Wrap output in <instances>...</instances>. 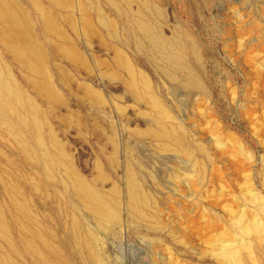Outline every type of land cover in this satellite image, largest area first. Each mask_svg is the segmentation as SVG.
I'll use <instances>...</instances> for the list:
<instances>
[{"label": "rangeland", "instance_id": "1", "mask_svg": "<svg viewBox=\"0 0 264 264\" xmlns=\"http://www.w3.org/2000/svg\"><path fill=\"white\" fill-rule=\"evenodd\" d=\"M144 1L149 4L141 6V17L156 27L153 36L139 28V12L93 0L116 21L117 33L107 36L93 12L109 46L101 37L90 44L76 39L98 72L89 82L103 95L105 102L99 106L90 107L78 80L66 90L54 68L64 99L50 114L0 42V58L22 91L47 113L77 170L109 198L115 196L117 182L122 210L119 226H102L75 198L63 170L35 158L22 145L21 138L36 148V134L22 129L9 112L18 134L0 120V264H47L44 258L53 264H96L84 241L87 230L95 233L93 246L107 264H227L215 250L225 239L242 245L233 218L258 214L263 221L264 206L250 195L264 200V0ZM133 5L137 9L138 4ZM39 42L50 50L44 38ZM117 49L151 80L185 130L190 155L165 149L161 141L139 133L152 126L155 117L128 91L124 81L130 74L117 65ZM105 70L119 77L105 76ZM86 73L81 68V76ZM16 108L12 104V111ZM43 138L49 149L46 131ZM115 150L117 171L109 160ZM196 161L205 167L201 175ZM100 163L108 176L105 181L99 179ZM129 164L156 201L157 227L127 209ZM38 232L55 251L47 250ZM247 261L244 264H256Z\"/></svg>", "mask_w": 264, "mask_h": 264}, {"label": "bare ground", "instance_id": "2", "mask_svg": "<svg viewBox=\"0 0 264 264\" xmlns=\"http://www.w3.org/2000/svg\"><path fill=\"white\" fill-rule=\"evenodd\" d=\"M106 1L118 10L121 7L133 12L137 11L136 13L139 12L140 17L136 19L139 28L148 36L154 35L151 30L156 29V27L142 19L140 12L141 6L148 5V1ZM134 2L138 4L137 9L134 8ZM93 12H95L99 23L105 27L107 36L114 37L117 33L116 21L100 5L94 6L93 0H26V4L20 0H0V42L6 53L24 71L29 88L41 98L44 104L50 107L49 112L52 115H54L56 107H59L58 104H61L64 99V96L62 97L61 92L56 87L54 70L52 71L54 68L59 73L62 85L66 90L71 89L73 81L78 80V85H82L81 87L89 99V102H87L91 104L90 107L96 104L99 106L98 103L105 102L101 91L89 82L95 72L98 74L90 64L92 59L89 57V60L84 52H81L76 42V39H82L90 44L95 37H101L105 43L104 46H109L108 40L101 36L102 32L99 31L95 23ZM64 24L69 27L70 33ZM159 33L162 34V32ZM40 37L48 42L49 51L39 42ZM116 63L130 74L129 80H123L130 94L139 102L145 103L150 109V113L152 112L155 117V123L152 126L150 124L149 127L139 131V133L152 136L161 141L165 149L190 155L192 151L185 137V130L182 129L181 124L176 123V117L162 98L155 93L151 80L118 49L116 50ZM101 64L107 67L109 65L106 62H101ZM81 68L88 72L86 73L87 76H81ZM102 74H107L111 78H116L117 75L119 77V73L109 70H105ZM14 103L17 108L12 111V104L14 105ZM9 112H13V115L17 117V124L22 129L31 130L36 134V148H32L31 145L28 146L26 141L21 138L22 145L27 151L32 153L35 158L43 159L44 163L59 166L67 177L75 198L102 226L111 230L119 226L122 220V210L117 182L113 181L112 193L115 196L109 198L101 192L98 185L89 182L77 170L70 153L54 133L47 113H44L40 104L29 94L22 91L12 75L10 67L0 58V120L5 125L9 124L11 130L18 134V130L12 125L13 119ZM45 131L50 140L51 147L49 149H47L43 138ZM112 140L115 144L114 137ZM201 150L205 152L204 148ZM109 160L117 171L120 161L116 150L111 153ZM196 166H198V174L201 175L205 167L200 165L198 161H196ZM99 167V179L107 180L108 176L103 169V164L100 163ZM127 171V209L136 218L149 220L152 226H159L160 221L155 212V199L145 190L132 164L127 166ZM249 190L250 193L251 189ZM255 194L252 192L250 198L264 206L263 198L260 199L261 197ZM110 195L112 196V194ZM232 222L235 229L239 230V232H236L239 234L237 242L242 243V245L234 246L231 242L234 239L221 240V246L215 250V254L227 264L248 263L247 258H250L256 264H264V216L263 221H261L258 214L250 219L237 216L233 218ZM257 234L258 237L255 236ZM95 238V233L87 230L84 241L89 249L90 259L96 264H107L103 255L93 246ZM38 239L48 248L47 250L55 251V246L48 241L42 232H38ZM259 243L262 244L261 247L258 245ZM243 249H246L247 252L244 253ZM39 254L43 253L39 251ZM44 261L47 264H53L46 258H44Z\"/></svg>", "mask_w": 264, "mask_h": 264}]
</instances>
